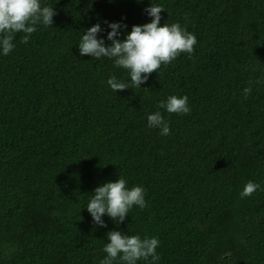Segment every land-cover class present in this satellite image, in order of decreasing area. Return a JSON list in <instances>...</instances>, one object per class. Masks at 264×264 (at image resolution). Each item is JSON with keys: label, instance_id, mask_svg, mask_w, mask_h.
<instances>
[{"label": "trees", "instance_id": "1", "mask_svg": "<svg viewBox=\"0 0 264 264\" xmlns=\"http://www.w3.org/2000/svg\"><path fill=\"white\" fill-rule=\"evenodd\" d=\"M55 9L27 44L0 52V264H100L113 230L155 237L157 264H264V0H41ZM179 23L198 40L140 87L127 70L81 56L105 21ZM252 88L245 96L244 89ZM187 96L190 114L158 107ZM155 112L171 134L148 127ZM123 177L145 190L117 225L94 224V190ZM260 185L241 198L245 185ZM151 259V258H150ZM138 264H149L138 261Z\"/></svg>", "mask_w": 264, "mask_h": 264}, {"label": "clouds", "instance_id": "2", "mask_svg": "<svg viewBox=\"0 0 264 264\" xmlns=\"http://www.w3.org/2000/svg\"><path fill=\"white\" fill-rule=\"evenodd\" d=\"M163 11L162 6L151 4L145 9L152 17L151 22L133 25L123 40L118 37L121 28H127V25L105 21L111 29L107 33L111 44L107 46L103 38H98L105 31L99 23L85 30L78 44L81 56L113 59L115 67L123 68L129 73L130 83L118 80L115 75L107 80L112 91L117 93L140 87L154 72L159 73L162 66L171 64L182 54L191 56L194 53L197 37L179 23L169 25L165 22L161 26ZM56 15L55 9L43 6L41 0H0V52L7 56L13 51L16 47L13 42L16 33H23L20 43L27 44L37 31V25L51 27ZM243 91L248 96L252 88L247 87ZM158 107L166 109L169 114L188 115L191 111L187 96L171 95L166 102L161 101ZM147 121L149 128L160 130V135L171 134L170 121L160 112L148 115ZM259 188V184L249 181L240 194L241 198L250 197ZM134 207H146L145 190L141 186L129 189L126 179L121 176L115 182H106L97 187L86 205L94 224L100 227H107L103 220L105 215L117 225L123 223ZM107 240L109 242L103 249L106 257L100 264H138L141 260L157 264L161 259L157 253L160 242L155 237L142 239L139 235L113 230L107 233Z\"/></svg>", "mask_w": 264, "mask_h": 264}]
</instances>
